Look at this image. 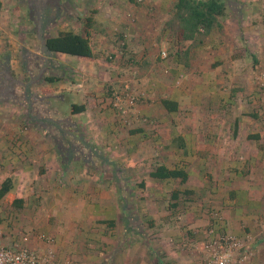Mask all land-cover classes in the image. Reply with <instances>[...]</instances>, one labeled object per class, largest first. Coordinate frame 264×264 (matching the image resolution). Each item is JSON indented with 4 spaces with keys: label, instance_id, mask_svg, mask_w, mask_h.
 Instances as JSON below:
<instances>
[{
    "label": "crops",
    "instance_id": "0c3cea01",
    "mask_svg": "<svg viewBox=\"0 0 264 264\" xmlns=\"http://www.w3.org/2000/svg\"><path fill=\"white\" fill-rule=\"evenodd\" d=\"M0 1L6 247L76 264H205L225 233L264 264V0H236L195 47L167 28L177 0ZM89 18L92 60L43 52ZM125 91L139 100L127 114L113 105ZM161 166L188 180L151 177Z\"/></svg>",
    "mask_w": 264,
    "mask_h": 264
},
{
    "label": "trees",
    "instance_id": "16d2710c",
    "mask_svg": "<svg viewBox=\"0 0 264 264\" xmlns=\"http://www.w3.org/2000/svg\"><path fill=\"white\" fill-rule=\"evenodd\" d=\"M237 4L236 0H177L171 13V19L167 23V28L174 36L177 45L192 42V47H195L202 44L213 30L223 29L221 20L225 19L228 11L234 10ZM2 7L0 1V13ZM92 23L93 19L89 18L82 34L67 32L61 33L55 38L43 39V52L46 55L64 53L80 59L92 60L94 52L90 37L87 34ZM162 105L170 112L176 111L178 108L176 104L168 100H163ZM75 107L80 111L84 109L83 107ZM151 177L161 180L180 179L182 182L188 180L186 172L168 170L162 166L151 173ZM6 192H8V188L4 185L0 196Z\"/></svg>",
    "mask_w": 264,
    "mask_h": 264
},
{
    "label": "built area",
    "instance_id": "2783aa9c",
    "mask_svg": "<svg viewBox=\"0 0 264 264\" xmlns=\"http://www.w3.org/2000/svg\"><path fill=\"white\" fill-rule=\"evenodd\" d=\"M148 0H135L138 5H143ZM122 47L123 40L119 41ZM167 50L162 51V59H169ZM264 81V73L261 75ZM138 95L133 92L113 93V105L121 113L127 114L129 108L136 107ZM209 255L205 264H251V252L245 242L235 236L225 233L215 238L209 245ZM0 264H76L72 259L59 260L52 250L37 252L26 246L6 247L3 243V234L0 229Z\"/></svg>",
    "mask_w": 264,
    "mask_h": 264
},
{
    "label": "rangeland",
    "instance_id": "374dc122",
    "mask_svg": "<svg viewBox=\"0 0 264 264\" xmlns=\"http://www.w3.org/2000/svg\"><path fill=\"white\" fill-rule=\"evenodd\" d=\"M262 8V10L264 11V7H261ZM255 19H257V18H253V21L255 20ZM264 21V20H263ZM255 24V23H254ZM14 29H16V27L14 26V24H13V26H12Z\"/></svg>",
    "mask_w": 264,
    "mask_h": 264
}]
</instances>
